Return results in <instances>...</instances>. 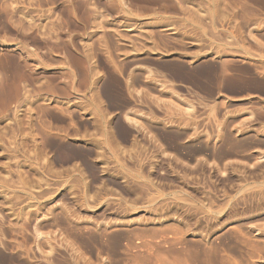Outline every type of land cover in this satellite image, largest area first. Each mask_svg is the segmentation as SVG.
I'll return each instance as SVG.
<instances>
[{
  "label": "rangeland",
  "instance_id": "obj_1",
  "mask_svg": "<svg viewBox=\"0 0 264 264\" xmlns=\"http://www.w3.org/2000/svg\"><path fill=\"white\" fill-rule=\"evenodd\" d=\"M0 264H264V0H0Z\"/></svg>",
  "mask_w": 264,
  "mask_h": 264
},
{
  "label": "bare ground",
  "instance_id": "obj_2",
  "mask_svg": "<svg viewBox=\"0 0 264 264\" xmlns=\"http://www.w3.org/2000/svg\"><path fill=\"white\" fill-rule=\"evenodd\" d=\"M113 5V4H112ZM109 7V6H108ZM143 35V34H142ZM220 37V36H219ZM227 37H229V36H227ZM133 38V37H132ZM137 38V37H136ZM137 42V41H136ZM135 42V43H136ZM232 43V42H231ZM222 51V50H221ZM89 52V51H88ZM91 58H92V56H91ZM80 63V62H79ZM83 66V65H82ZM204 69V68H203ZM195 72V71H194ZM87 73V72H86ZM231 78V77H230ZM87 79V78H86ZM85 78H84V80H86ZM98 81V80H97ZM231 81V80H230ZM133 121V120H132Z\"/></svg>",
  "mask_w": 264,
  "mask_h": 264
}]
</instances>
